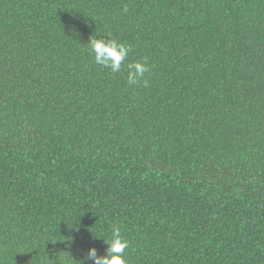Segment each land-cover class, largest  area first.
<instances>
[{"label": "trees", "instance_id": "obj_1", "mask_svg": "<svg viewBox=\"0 0 264 264\" xmlns=\"http://www.w3.org/2000/svg\"><path fill=\"white\" fill-rule=\"evenodd\" d=\"M117 227L128 264H264V0H0V264Z\"/></svg>", "mask_w": 264, "mask_h": 264}, {"label": "clouds", "instance_id": "obj_2", "mask_svg": "<svg viewBox=\"0 0 264 264\" xmlns=\"http://www.w3.org/2000/svg\"><path fill=\"white\" fill-rule=\"evenodd\" d=\"M122 10L124 13H127V5ZM88 46L95 63L110 69L112 73L121 71L122 65L125 64L129 52L132 50L131 46L112 38L105 41L104 39L90 37ZM126 67L128 69L127 84L129 86H136L141 83L145 87L148 86V81L144 78L145 74L150 71L147 58H144L142 61L128 63ZM103 240L107 245L106 253L103 256L98 255L95 248H89L85 257L77 261L78 264H86L88 261H91V264H128L125 259V253L126 249L129 248V242L121 236L118 227L112 230L110 239Z\"/></svg>", "mask_w": 264, "mask_h": 264}]
</instances>
